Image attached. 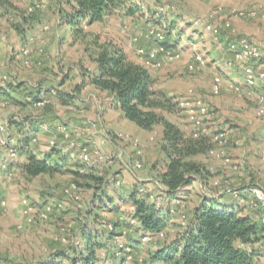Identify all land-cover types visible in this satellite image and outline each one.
Masks as SVG:
<instances>
[{"label": "rangeland", "instance_id": "374dc122", "mask_svg": "<svg viewBox=\"0 0 264 264\" xmlns=\"http://www.w3.org/2000/svg\"><path fill=\"white\" fill-rule=\"evenodd\" d=\"M8 1L0 5V124L38 120V155L50 153L56 143L62 154L54 159L65 166L59 173L27 177V156L11 151L18 138L13 140L11 127L7 136L0 131V264H38L61 251L85 249L79 227L91 212L106 233L114 231L100 252V264H148L151 251L182 230L190 211L206 196L232 194L233 203L264 223L255 197L237 194L264 181V80L249 87L244 75L249 64L264 72V61H240L230 51L232 42L244 38L264 50V0H122L114 14L79 34L66 19L71 9L64 0ZM150 30L166 33L180 56L171 60L161 50L151 63L140 48L165 46L147 37ZM114 47L149 66L156 88L176 104L173 113L163 114L187 136L211 140L220 130L229 131L213 150L191 158L204 167V174L190 194L178 200L180 208L167 210L173 219L163 237L145 239L131 218L134 208L128 200L133 190L149 203L163 196L159 173L168 161L163 126L151 131L143 147L132 127L118 129L122 118L112 96L89 83L97 73L99 53ZM7 89L12 94H4ZM59 93L76 99L64 105ZM36 95L44 98L43 104L29 102ZM95 98L104 100L108 119L100 120L92 104ZM183 100L202 102L210 116L198 114L197 107L193 116L179 105ZM61 125L68 126L67 136L59 131ZM74 151L76 156L71 155ZM82 151L89 161L79 159ZM136 162L142 167H135ZM147 178L157 181L152 190ZM140 187L147 192L141 194ZM105 198L112 199L115 208L102 204ZM258 247L264 251L263 243Z\"/></svg>", "mask_w": 264, "mask_h": 264}, {"label": "trees", "instance_id": "16d2710c", "mask_svg": "<svg viewBox=\"0 0 264 264\" xmlns=\"http://www.w3.org/2000/svg\"><path fill=\"white\" fill-rule=\"evenodd\" d=\"M8 2L0 0V5L6 6ZM64 2L71 9L66 19L76 34L82 32L85 26L104 21L122 5V0ZM163 44L165 48L173 49L171 42L166 41ZM96 62L98 73L91 77L89 83L114 98L113 106L122 112L125 120L146 131L163 126V139L166 143L163 150L168 162L160 177L167 201L165 197L161 205H158L157 201L149 203L139 199L136 190L131 191L128 198L134 208L131 218L138 224L139 232L157 237L173 218L170 212H167L168 199L186 198L191 192V186L204 174V167L191 158L213 150V139L210 140L206 136H187L179 126L170 122L163 113H173L176 104L156 88V79L150 70L132 61L124 50L117 47L105 48L97 56ZM10 88L16 90L13 85ZM9 91L7 89L4 94ZM74 96L76 95L65 96L62 93L58 95L64 105L72 104L76 99ZM43 100L41 95H36L29 102L35 104ZM16 126L20 137L15 148L27 156L23 167L27 177L34 178L63 171L65 164L61 159H54L56 155L62 154L59 147H54L53 151L42 157L34 147L40 132L38 120L23 119ZM77 174L86 176L84 173ZM97 180L103 181L102 178ZM238 196H244L242 191ZM223 198L221 195L206 196L194 207L183 229L151 251L148 264H259L263 250L262 247L259 249L258 245H264V223L246 214L236 203ZM101 203L107 204L110 209L115 208L112 199H101ZM92 214L91 212L86 215V221L79 227L81 241L86 243L85 249L80 247L61 251L54 259L38 264H63L66 260L68 264H100V252L107 248L108 240L112 238L114 231L106 233V229L98 225L96 216L91 217ZM113 225L118 226V222L115 221Z\"/></svg>", "mask_w": 264, "mask_h": 264}, {"label": "built area", "instance_id": "2783aa9c", "mask_svg": "<svg viewBox=\"0 0 264 264\" xmlns=\"http://www.w3.org/2000/svg\"><path fill=\"white\" fill-rule=\"evenodd\" d=\"M147 37L155 38L159 44H163L164 42L167 41V34L166 33L156 32L155 30H150L147 34ZM161 50L171 60L176 59L180 56L177 52L175 53L174 49L163 48L162 46H160V48H157V49L154 48L151 51H146L144 48H140L139 52L141 54L146 55L151 63H155L158 59V54L161 52ZM230 51L233 52L234 56L240 61H258V62L264 61V50L259 45L255 44L254 42H252L249 39L244 38V39L232 42L230 45ZM198 59H200V58H198ZM149 65H151V64H149ZM152 66H155V65H152ZM244 75H245V84L249 87H255V86H257L259 81L264 80V72L256 71V69L250 64L245 68ZM0 80H1V76H0ZM217 82L219 84H221V79L218 78ZM43 103H44V101L38 102V103H36L35 106H37V105L39 106ZM261 103H262V107L260 108V115L264 116V98L261 99ZM179 105L182 106L184 109L189 110L193 114V116L196 114L195 111L193 110L194 107H197V109H198L197 113L198 114H200L204 117L210 116V108L207 107L205 104H203L200 101L196 102L194 105L189 101L183 100V101L179 102ZM9 128H10L9 125L0 124V131L4 132L5 134L9 133V131H10ZM58 129L64 135H66V136L68 135V126L61 125ZM7 134H6V136H7ZM228 135H229V131L226 129H222L213 137V142L215 143V142L225 141L227 139ZM5 142L6 141L4 140V144H5ZM53 145L55 147H57L56 143H53ZM11 151H12L13 155H16L18 152V149H16L14 147L11 149ZM71 155L76 156V152L75 151L72 152ZM79 159L82 161H84V160L89 161L88 156L85 155V153L83 151H82V153H80ZM135 167L141 168L142 165L139 162H136ZM120 183L121 182L118 181V184H120ZM163 191H164V187L162 189L163 196L159 197V199L156 200L158 205L163 204L165 201V198H164L165 193ZM139 192L141 194H143L147 191L145 188L140 187ZM251 193L256 199V202H257L256 205L257 206L259 205L262 208V210L264 211V189L261 187H255V188L251 189ZM24 203L27 204L26 201ZM59 206H62V205H59ZM262 215H263V221H264V213ZM133 222L135 223L134 220H133ZM158 236L163 237L164 233L161 232ZM153 237L154 236L148 234V235H146L145 239L148 240V239H151ZM258 262H259V264H264V255H261L259 257Z\"/></svg>", "mask_w": 264, "mask_h": 264}, {"label": "crops", "instance_id": "0c3cea01", "mask_svg": "<svg viewBox=\"0 0 264 264\" xmlns=\"http://www.w3.org/2000/svg\"><path fill=\"white\" fill-rule=\"evenodd\" d=\"M131 60L132 61H134L135 63H137V64H141V65H144L145 67H147L148 69H149V66H147V65H145V64H143L142 63V61H140L139 59H136V58H131ZM98 69V68H97ZM150 70V69H149ZM97 73H98V70L96 71ZM96 73V74H97ZM93 85V84H92ZM95 88H97L95 85H93ZM21 88H24V86H22ZM20 89H16V91L18 92ZM9 92H11V91H9ZM97 92H100L102 95H107L108 93L107 92H103V91H101V90H99L98 88H97ZM11 94H12V92H11ZM113 98V97H112ZM81 101H82V99H81ZM113 101H114V98H113ZM94 106H96L97 108H98V110L100 111V114H99V118H100V120L102 121V120H106V119H108V116H107V113H106V111H107V108H106V104L104 103V100L101 98V99H97V98H95V100H94V102L92 103ZM96 104V105H95ZM108 112V111H107ZM118 112H119V117L120 118H122L121 119V121H120V125L118 126V129L119 130H121L122 129V127L123 126H129L130 128L132 127V134L133 133H135V134H137V136L139 137V138H141L142 139V141H143V147H146L147 146V144L144 142L145 140L144 139H147L148 137H150V135L149 134H151L152 132L151 131H146V130H143V129H141L139 126H137L135 123H132V122H130V121H128V120H125L123 117H122V112L121 111H119L118 110ZM16 120H19L18 118H16ZM40 123V122H39ZM8 125L11 127V129L13 130V140L15 141V139H17L18 137H20V133H19V131L16 129V124H14V122H10V123H8ZM69 126L70 127H73L74 126V123H72L71 122V124H69ZM158 127V126H157ZM75 128H77L76 126H75ZM162 133H163V127H162ZM135 134H134V136H135ZM149 146V145H148ZM147 148V147H146ZM167 162L168 161H166V164H167ZM241 163H242V161H240ZM240 170H242V168L240 169ZM234 174L236 175V174H238L237 172H234ZM241 174H242V172H241ZM159 176H160V173H159ZM145 180H150L151 182H149V183H147L146 184V186L150 189V190H152L153 188H155V183H157V181H155L154 179H152V178H147V179H145ZM200 180H201V178H199V180L197 181V182H199L200 183ZM159 181H160V184H159V186H160V188H161V190L163 189V187H164V185H163V183H162V181H161V177L159 178ZM264 181H262V182H259V183H257V184H259L261 187H263L264 188V183H263ZM137 183V182H136ZM196 183V182H195ZM229 189L231 188V187H228ZM240 188H242V187H240ZM251 189V188H250ZM249 188H247V189H243L242 190V193L244 194V196H240V197H248L249 196V194H252L251 193V190H250ZM217 196H220V195H215L214 197H217ZM223 200H232V194L231 195H228V196H226V194L225 195H223ZM240 197H238V198H240ZM168 208L167 209H169V210H171L172 211V213L174 212V208H180V204H179V201L177 200V199H174V198H172V199H168ZM193 210H194V208L190 211V214H189V217L191 216V214L193 213ZM173 219V218H172ZM177 232H179V231H177ZM176 234V233H175ZM175 234L173 235V236H171L170 237V239L171 238H173L174 236H175ZM169 239V240H170ZM160 246H156L154 249H157V248H159ZM261 255H264V251H263V253L261 254ZM260 255V256H261Z\"/></svg>", "mask_w": 264, "mask_h": 264}]
</instances>
